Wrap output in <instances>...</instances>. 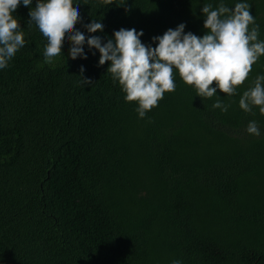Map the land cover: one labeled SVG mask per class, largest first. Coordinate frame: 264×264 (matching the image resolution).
<instances>
[{"label":"trees","instance_id":"1","mask_svg":"<svg viewBox=\"0 0 264 264\" xmlns=\"http://www.w3.org/2000/svg\"><path fill=\"white\" fill-rule=\"evenodd\" d=\"M36 2L13 13L25 45L0 69V264H264V115L239 107L264 56L231 97L200 98L177 73L141 119L86 42L87 59L72 60L66 38L44 62ZM221 2L242 0H73L74 31L105 44L135 28L156 47L182 23L202 37V7ZM245 2L264 40V0ZM93 20L103 31L88 33Z\"/></svg>","mask_w":264,"mask_h":264},{"label":"clouds","instance_id":"2","mask_svg":"<svg viewBox=\"0 0 264 264\" xmlns=\"http://www.w3.org/2000/svg\"><path fill=\"white\" fill-rule=\"evenodd\" d=\"M30 7L32 0H0V69L8 67L9 61L24 47V33L13 13L20 4ZM111 4L112 0H104ZM249 3L242 0L234 8L223 2L215 9L206 4L201 11L204 17L205 34L198 37L185 34L182 23L176 29H168L162 36L154 37L156 47L141 42L143 31L120 29L114 39L102 44L98 36L85 37L75 30L80 22L79 9L73 0H37L29 11V23H35L46 38L44 62L52 63L62 54L64 41L71 43L69 55L72 60L84 54V44L100 54L99 65L110 62L107 73L119 84L125 101L135 102L139 118L158 106L165 93L176 89V75L185 85L193 87L200 98H211L217 91L231 97L248 79L253 66L264 56V40L258 39L259 25L250 10ZM250 26H252L250 28ZM88 33L103 31V24L93 20L85 25ZM175 70V71H174ZM84 68L80 73L83 76ZM83 85H91L90 79L81 78ZM215 85V87H213ZM230 105L218 96L212 105L222 113ZM239 107L245 113L258 108L264 115V75L257 76L253 86L243 92ZM249 135L260 136L256 121H250L246 129ZM172 264H181L173 260Z\"/></svg>","mask_w":264,"mask_h":264}]
</instances>
